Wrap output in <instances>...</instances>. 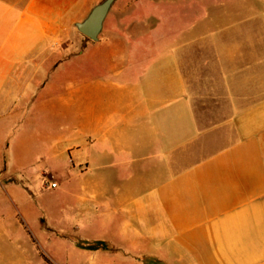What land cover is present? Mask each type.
<instances>
[{"label": "crops", "instance_id": "obj_1", "mask_svg": "<svg viewBox=\"0 0 264 264\" xmlns=\"http://www.w3.org/2000/svg\"><path fill=\"white\" fill-rule=\"evenodd\" d=\"M100 1L0 0V175L77 160L66 264H264V0H179L173 22L115 0L71 55V18Z\"/></svg>", "mask_w": 264, "mask_h": 264}, {"label": "rangeland", "instance_id": "obj_2", "mask_svg": "<svg viewBox=\"0 0 264 264\" xmlns=\"http://www.w3.org/2000/svg\"><path fill=\"white\" fill-rule=\"evenodd\" d=\"M144 2L145 8L150 10L156 8L153 2L165 8V14L170 22H173L174 14L179 12L176 8L179 0H145ZM181 2L187 9L191 3H197L198 9L205 5V0ZM184 8L183 11H186ZM87 15L71 18V32L68 38L71 55H76L83 46L93 43L74 26V23L83 21ZM182 15L184 14L181 11L176 20L184 22L186 17L183 18ZM198 15L199 18L204 17L201 13ZM69 126L71 130L77 129L76 113H71ZM57 130V127H54L55 133ZM45 165H47L46 169ZM41 171H44L43 175H40ZM28 172L32 177L18 175L16 178H4L0 175V227L3 219L19 220L25 225L37 249L27 245L28 250L20 252L14 247L15 241L0 240V264H66L65 261L71 254V242H77V188L82 169L78 167L76 159H69L68 154H65L59 159L39 158ZM86 180L91 185L94 183L92 172L86 176ZM8 182L14 183L15 186L5 185ZM51 182L57 183V188H47L48 183ZM49 257L53 260L50 261Z\"/></svg>", "mask_w": 264, "mask_h": 264}, {"label": "water", "instance_id": "obj_3", "mask_svg": "<svg viewBox=\"0 0 264 264\" xmlns=\"http://www.w3.org/2000/svg\"><path fill=\"white\" fill-rule=\"evenodd\" d=\"M114 2L115 0H103L91 9L83 21L74 23V26L83 36L91 41H97Z\"/></svg>", "mask_w": 264, "mask_h": 264}, {"label": "built area", "instance_id": "obj_4", "mask_svg": "<svg viewBox=\"0 0 264 264\" xmlns=\"http://www.w3.org/2000/svg\"><path fill=\"white\" fill-rule=\"evenodd\" d=\"M47 188L55 189V188H57V183H55V182L48 183Z\"/></svg>", "mask_w": 264, "mask_h": 264}]
</instances>
